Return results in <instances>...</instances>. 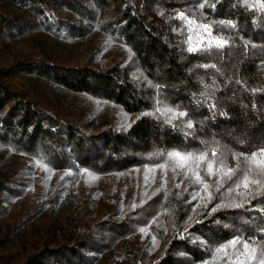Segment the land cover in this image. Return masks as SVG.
<instances>
[{
    "label": "trees",
    "instance_id": "1",
    "mask_svg": "<svg viewBox=\"0 0 264 264\" xmlns=\"http://www.w3.org/2000/svg\"><path fill=\"white\" fill-rule=\"evenodd\" d=\"M261 148L264 0H0V217L30 198L17 228L45 210L69 230L0 264H228L234 237L259 254L264 176L226 171Z\"/></svg>",
    "mask_w": 264,
    "mask_h": 264
},
{
    "label": "snow or ice",
    "instance_id": "2",
    "mask_svg": "<svg viewBox=\"0 0 264 264\" xmlns=\"http://www.w3.org/2000/svg\"><path fill=\"white\" fill-rule=\"evenodd\" d=\"M178 18H183L182 14ZM189 23H192L191 21ZM199 27V26H198ZM205 34L208 33V25L202 26ZM207 48H217L222 49L227 46L228 42L223 41L221 39L209 40L205 42ZM189 51H199L200 48H192L188 49ZM211 67H214L212 65ZM166 113H172V109H166ZM174 114V113H173ZM180 116H185L186 113H179ZM170 122V121H169ZM188 128H192L193 124L191 121L187 123ZM169 159H175L178 163V166L187 171L190 166V162H194L197 166V171L199 170V165L201 162L206 164L205 172L209 175H215L213 172V161L208 159L207 153L204 154H182L179 151L168 153ZM212 156H216V153L213 152ZM243 159L247 164V169H232L229 168L226 171V175L229 179H231L237 171H240L241 175L237 177L238 183L237 188L243 187L244 189H248L249 185H260V180H250L249 174L264 176V148L259 149L257 152H253L251 155L245 156L244 154H240L239 157L234 156V160ZM223 169H217V172L222 171ZM195 180L198 184H202V186L207 187V185H203L201 177L197 174L195 176ZM264 211V210H262ZM264 231V230H262ZM251 241V242H250ZM257 240L255 238L242 239L241 237H234L231 241L226 242L224 245L216 248L217 253H224L225 257H228V264H264V247L258 249L256 246ZM228 249L232 250L231 256L229 257Z\"/></svg>",
    "mask_w": 264,
    "mask_h": 264
},
{
    "label": "rangeland",
    "instance_id": "3",
    "mask_svg": "<svg viewBox=\"0 0 264 264\" xmlns=\"http://www.w3.org/2000/svg\"><path fill=\"white\" fill-rule=\"evenodd\" d=\"M35 199L38 201L37 198ZM38 203L40 202L38 201ZM37 206L35 200L28 198L16 205L8 217H0V258L2 260L20 258L28 250L30 244L36 240H45L46 238L58 240V238L62 239L66 236L68 228L61 227L58 223L55 225L57 229H54L45 210L41 211L37 219L30 221L24 227L17 228L28 214L31 215L36 211ZM62 215L60 213V216ZM70 226L72 227V223Z\"/></svg>",
    "mask_w": 264,
    "mask_h": 264
}]
</instances>
